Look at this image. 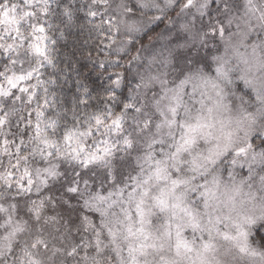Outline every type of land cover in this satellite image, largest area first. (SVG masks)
<instances>
[{"label": "snow or ice", "instance_id": "snow-or-ice-1", "mask_svg": "<svg viewBox=\"0 0 264 264\" xmlns=\"http://www.w3.org/2000/svg\"><path fill=\"white\" fill-rule=\"evenodd\" d=\"M0 264H264V0H0Z\"/></svg>", "mask_w": 264, "mask_h": 264}, {"label": "trees", "instance_id": "trees-1", "mask_svg": "<svg viewBox=\"0 0 264 264\" xmlns=\"http://www.w3.org/2000/svg\"><path fill=\"white\" fill-rule=\"evenodd\" d=\"M78 15H83L82 13ZM64 23H61V20L53 17L54 25H58L61 30L64 31V36L60 37L57 33L56 47L58 49L56 60V67L48 66V73H56L59 71V68L63 66V63L68 60H71L74 64L82 66L81 70L84 75H89L90 70L93 66V61L89 58V52L92 50L93 45L97 42V36L95 33L89 34L87 28L81 30L80 24L83 23L82 20L73 18L71 22H68L66 18H62ZM70 23V27H65V24ZM163 27V25H161ZM53 32H56V28H53ZM95 55V53H93Z\"/></svg>", "mask_w": 264, "mask_h": 264}]
</instances>
